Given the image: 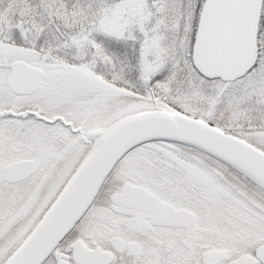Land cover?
<instances>
[{
    "label": "snow or ice",
    "instance_id": "snow-or-ice-1",
    "mask_svg": "<svg viewBox=\"0 0 264 264\" xmlns=\"http://www.w3.org/2000/svg\"><path fill=\"white\" fill-rule=\"evenodd\" d=\"M0 264H264V0H0Z\"/></svg>",
    "mask_w": 264,
    "mask_h": 264
}]
</instances>
